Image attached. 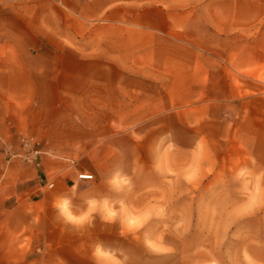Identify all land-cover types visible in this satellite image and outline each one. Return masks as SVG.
<instances>
[{
  "label": "crops",
  "instance_id": "obj_1",
  "mask_svg": "<svg viewBox=\"0 0 264 264\" xmlns=\"http://www.w3.org/2000/svg\"><path fill=\"white\" fill-rule=\"evenodd\" d=\"M263 94L264 0H0V264H108L94 249L122 254L124 208L221 176L256 177L253 213ZM23 137L30 161L8 156ZM251 239L217 264H264Z\"/></svg>",
  "mask_w": 264,
  "mask_h": 264
},
{
  "label": "rangeland",
  "instance_id": "obj_2",
  "mask_svg": "<svg viewBox=\"0 0 264 264\" xmlns=\"http://www.w3.org/2000/svg\"><path fill=\"white\" fill-rule=\"evenodd\" d=\"M240 178L245 185L251 182L250 187H236L235 194L233 187H223ZM254 179L248 174L221 176V187H188L182 194L179 187H171L166 201L157 192L150 196L151 203L155 201L152 208L143 206L136 213L124 208V239L118 243L122 254L110 255L98 247L94 251L108 264H217L224 248L232 253L243 250L245 242H253L252 236L264 232V186L261 208L246 214L260 200ZM181 195H187V201H181ZM152 213L155 221L148 223ZM215 241L220 245L214 246Z\"/></svg>",
  "mask_w": 264,
  "mask_h": 264
},
{
  "label": "built area",
  "instance_id": "obj_3",
  "mask_svg": "<svg viewBox=\"0 0 264 264\" xmlns=\"http://www.w3.org/2000/svg\"><path fill=\"white\" fill-rule=\"evenodd\" d=\"M39 143L34 140L32 137H23L20 140V152H12L9 153V157H17L24 161H30L33 159V156L36 155L39 151ZM76 178L90 180L92 179V175L86 172H80L76 174ZM45 189H49L52 187V181L50 179L44 180V182L40 185Z\"/></svg>",
  "mask_w": 264,
  "mask_h": 264
},
{
  "label": "clouds",
  "instance_id": "obj_4",
  "mask_svg": "<svg viewBox=\"0 0 264 264\" xmlns=\"http://www.w3.org/2000/svg\"><path fill=\"white\" fill-rule=\"evenodd\" d=\"M121 182H122V178L119 175H114L109 181V183L112 185H116ZM86 205L87 206L82 213L83 216H87L97 210V202L95 200L87 201ZM55 207L57 212L66 219L72 220L75 218L73 211L75 206L73 205V202L70 198L67 197L61 198L59 203H57Z\"/></svg>",
  "mask_w": 264,
  "mask_h": 264
}]
</instances>
